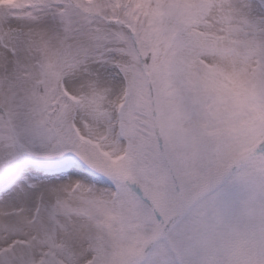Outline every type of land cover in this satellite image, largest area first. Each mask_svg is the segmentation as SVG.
Segmentation results:
<instances>
[{
	"label": "snow or ice",
	"instance_id": "6c2138e0",
	"mask_svg": "<svg viewBox=\"0 0 264 264\" xmlns=\"http://www.w3.org/2000/svg\"><path fill=\"white\" fill-rule=\"evenodd\" d=\"M0 264H264V0H0Z\"/></svg>",
	"mask_w": 264,
	"mask_h": 264
}]
</instances>
